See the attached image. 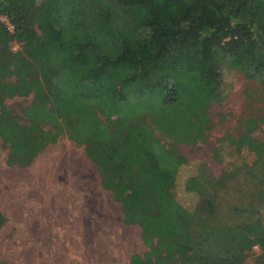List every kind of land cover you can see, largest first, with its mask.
Wrapping results in <instances>:
<instances>
[{"label": "trees", "instance_id": "trees-1", "mask_svg": "<svg viewBox=\"0 0 264 264\" xmlns=\"http://www.w3.org/2000/svg\"><path fill=\"white\" fill-rule=\"evenodd\" d=\"M230 71L261 97L237 139L255 161L198 170L189 211L175 195L180 146L203 142ZM262 125L264 0H0L5 164L27 168L61 139L82 148L122 225L140 230L147 251L130 264H264Z\"/></svg>", "mask_w": 264, "mask_h": 264}, {"label": "rangeland", "instance_id": "rangeland-1", "mask_svg": "<svg viewBox=\"0 0 264 264\" xmlns=\"http://www.w3.org/2000/svg\"><path fill=\"white\" fill-rule=\"evenodd\" d=\"M223 87L221 103L208 109L211 127L203 142L180 146L187 165L179 172L175 195L189 211L198 196L188 193L185 183L198 170L206 168L219 177L230 164L255 161L237 139L241 121L262 115L260 94L254 82L236 71L225 72ZM20 102L30 99L9 104ZM253 135L262 139L260 131ZM6 154L0 142V211L6 218L0 230V264H130L132 255L147 251L139 228L122 225L118 204L101 188L82 148L61 139L27 168L7 167Z\"/></svg>", "mask_w": 264, "mask_h": 264}, {"label": "built area", "instance_id": "built-area-1", "mask_svg": "<svg viewBox=\"0 0 264 264\" xmlns=\"http://www.w3.org/2000/svg\"><path fill=\"white\" fill-rule=\"evenodd\" d=\"M3 21H5V20L3 19ZM9 27H10V25H9ZM9 29H11V28H9Z\"/></svg>", "mask_w": 264, "mask_h": 264}, {"label": "crops", "instance_id": "crops-1", "mask_svg": "<svg viewBox=\"0 0 264 264\" xmlns=\"http://www.w3.org/2000/svg\"><path fill=\"white\" fill-rule=\"evenodd\" d=\"M4 215V214H3Z\"/></svg>", "mask_w": 264, "mask_h": 264}]
</instances>
